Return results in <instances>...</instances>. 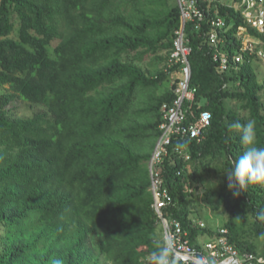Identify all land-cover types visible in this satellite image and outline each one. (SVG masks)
I'll return each mask as SVG.
<instances>
[{"label": "trees", "instance_id": "trees-1", "mask_svg": "<svg viewBox=\"0 0 264 264\" xmlns=\"http://www.w3.org/2000/svg\"><path fill=\"white\" fill-rule=\"evenodd\" d=\"M238 1L198 0L204 18L185 24L193 109L212 118L201 138L174 136L159 163L172 199L163 212L197 246L201 234L227 228L235 247L264 259V188L235 197L225 172L243 152L229 125L254 120L264 147L261 58L232 64L241 38L264 43V34L245 23ZM181 27L178 0H0V264H149L163 238L148 162L161 107L178 97L167 86L177 73L164 67ZM217 48L229 58L225 73ZM17 99L26 114L11 105ZM178 142L187 144L180 153ZM205 205L228 219L199 227Z\"/></svg>", "mask_w": 264, "mask_h": 264}, {"label": "built area", "instance_id": "built-area-1", "mask_svg": "<svg viewBox=\"0 0 264 264\" xmlns=\"http://www.w3.org/2000/svg\"><path fill=\"white\" fill-rule=\"evenodd\" d=\"M182 12V27L178 31L175 41L176 49L168 60L166 70L177 73L173 78L171 90L178 94L173 102H165L161 107L162 121L159 125L160 135L156 141L152 157L149 163L151 190L154 196L153 206L159 216L163 227L164 239H169L174 245L176 264H262L264 259L253 252L242 251L235 247L230 241L227 228H219L214 235H207V240L199 236L200 245L191 242L189 232L183 227L180 220L170 218L163 212V208L171 202V196L163 186L159 163L167 155L169 145L174 136L191 135V137H202L203 128L210 124L212 115L209 111L203 110L197 117L193 109L196 89L190 87L191 65L188 55L192 47L185 43V24L188 20H202L204 12L198 4V0H178ZM240 10L245 23L264 34V0H240L234 3ZM224 22L217 18L213 24L222 25ZM184 27V28H183ZM217 33L211 34V43L218 45ZM255 55L264 59V43L259 37L245 35L241 38L240 48L233 54L232 64L237 66L245 60V54ZM215 60L219 61L220 73H225L229 68V58L225 52L217 48L214 52ZM176 66L177 69H174ZM179 79V80H178ZM189 100L190 104H186ZM192 117V119H189ZM189 120V121H188ZM190 158L189 154L185 155ZM199 227L207 224L201 219H195Z\"/></svg>", "mask_w": 264, "mask_h": 264}, {"label": "clouds", "instance_id": "clouds-1", "mask_svg": "<svg viewBox=\"0 0 264 264\" xmlns=\"http://www.w3.org/2000/svg\"><path fill=\"white\" fill-rule=\"evenodd\" d=\"M229 129L240 132V143L243 146L242 154L234 159L231 168L225 171L229 191L233 196L239 197L242 193L247 192L249 186L264 188V147L257 144L254 120H249L243 125L239 122L233 123L229 125ZM186 147V143L178 142L176 151L180 153V150ZM70 156L77 157L80 154L73 153ZM257 215L260 220H264V208L260 209ZM99 234L104 235L103 232ZM154 243L156 251L152 253L149 264H176L174 245L171 240L163 239L161 241L158 239ZM52 264H63V261L57 258L52 261Z\"/></svg>", "mask_w": 264, "mask_h": 264}, {"label": "rangeland", "instance_id": "rangeland-1", "mask_svg": "<svg viewBox=\"0 0 264 264\" xmlns=\"http://www.w3.org/2000/svg\"><path fill=\"white\" fill-rule=\"evenodd\" d=\"M150 63L152 65H150ZM165 63L166 62H160L159 66L163 67L165 65ZM143 66L146 69H148L149 67H151V68L154 67V59L152 58L151 55L145 57V59L143 61ZM254 66H257L256 68H258V74L261 77V79L264 80V59L261 58V60L259 62H255ZM166 67H167V65H165L164 68H166ZM171 85H172V83H170V85L168 84L167 86L171 87ZM163 88L166 90L165 87H163ZM233 104H235V102H233ZM11 105H17L18 106L17 112L20 115L26 114V104L24 103L23 100L17 99L13 103H11ZM208 180H209L208 186L216 188L217 186L220 185V181L222 180V175L217 176L214 174ZM201 193H202V191H201ZM205 206H204L205 208H203V210H202L203 217L201 218V220L206 222L207 225L217 227L220 224H223L224 221H226L228 219V213H226L223 209L216 211L207 205H205ZM159 230H160L159 232H160L161 238L164 239L162 225L159 226ZM202 238H204V240L208 239L207 235H204Z\"/></svg>", "mask_w": 264, "mask_h": 264}, {"label": "water", "instance_id": "water-1", "mask_svg": "<svg viewBox=\"0 0 264 264\" xmlns=\"http://www.w3.org/2000/svg\"><path fill=\"white\" fill-rule=\"evenodd\" d=\"M184 28V27H183Z\"/></svg>", "mask_w": 264, "mask_h": 264}]
</instances>
